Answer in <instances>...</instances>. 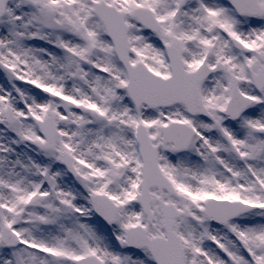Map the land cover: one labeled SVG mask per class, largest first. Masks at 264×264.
<instances>
[{
	"label": "snow or ice",
	"instance_id": "snow-or-ice-1",
	"mask_svg": "<svg viewBox=\"0 0 264 264\" xmlns=\"http://www.w3.org/2000/svg\"><path fill=\"white\" fill-rule=\"evenodd\" d=\"M0 264H264V0H0Z\"/></svg>",
	"mask_w": 264,
	"mask_h": 264
}]
</instances>
